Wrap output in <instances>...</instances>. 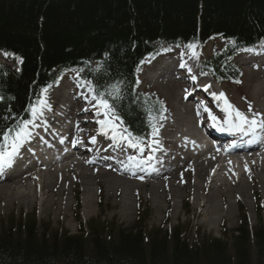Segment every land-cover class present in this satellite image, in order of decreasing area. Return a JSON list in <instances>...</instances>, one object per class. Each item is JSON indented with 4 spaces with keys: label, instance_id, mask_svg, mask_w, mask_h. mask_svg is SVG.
<instances>
[{
    "label": "trees",
    "instance_id": "obj_1",
    "mask_svg": "<svg viewBox=\"0 0 264 264\" xmlns=\"http://www.w3.org/2000/svg\"><path fill=\"white\" fill-rule=\"evenodd\" d=\"M212 36L229 40L205 61L218 80H238L226 58L264 40V0H0V49L21 59L17 72L0 66V130L28 120L30 105L55 76L74 68L106 97L134 137L148 138L161 100L135 91V71L153 42L187 47ZM0 131V142L3 140ZM144 213L129 227L79 222L74 234L46 230L36 217L0 225V264H264V226L239 224L215 237L180 226L148 228Z\"/></svg>",
    "mask_w": 264,
    "mask_h": 264
},
{
    "label": "rangeland",
    "instance_id": "obj_2",
    "mask_svg": "<svg viewBox=\"0 0 264 264\" xmlns=\"http://www.w3.org/2000/svg\"><path fill=\"white\" fill-rule=\"evenodd\" d=\"M219 45L220 43H218L217 46ZM200 52L202 54H206L208 52V48H203ZM255 76L258 75H249L244 72V75L239 83H223L222 86L224 87L225 92L230 94V97L232 96L233 100L239 105H243L244 102L249 103L250 101H254L255 98L259 101H264V95L259 93L256 97L254 96L253 99V95L251 94V84L264 82V80L255 78ZM152 83L155 86L151 85L150 89L139 87V90L153 94L154 96L160 98L166 105V113L163 115L161 125L158 127V130L160 131L165 128V125L163 124L165 117L167 116L169 120L172 121V126L177 125V118L180 114L179 112L174 111L172 106L177 109L184 108V106L180 103V97L176 93L173 97H170L173 91L170 92L169 95L167 92L164 94L155 82ZM245 96H249L250 98L245 100ZM98 108L104 118L102 108H100L99 105ZM159 138L161 137L159 136ZM80 165H83V167L79 166L78 169H76L77 167L68 169L70 170L67 172L69 173V177L66 180H63L61 176H58V179L53 186L52 193V197L56 198L54 199L55 203L48 205V211L47 209L42 208L41 205V200L45 196H41L40 201L35 199L30 203L13 200L9 204L5 205V203L3 204L4 201H1L3 205L0 207V225L6 224L11 218L27 220L28 218L35 216L40 226L49 231H66L70 234H74L78 230L79 222L85 223V229H87L88 222H94L98 226L102 225L106 232L108 227L113 229L115 225L120 227H129L131 224L137 222L138 215L140 213H144L146 217V222L144 224L148 228L169 229L178 225L189 231L188 235L190 238L196 236L198 230L215 237L223 236V233L231 231L239 224L243 215L247 216L249 225L256 226L261 223L264 226V203L262 201L258 181L255 178L256 172L258 171L255 165L252 169H249L250 173L246 172L245 175H240L239 179H241V182L244 184V187H241L243 193L245 192L244 196H237L236 198L232 196L231 199L228 198L232 205L231 213L227 212L221 220L216 218L210 224L204 220V217L198 214H193V212L189 210L185 211L182 208H177L174 213L172 206H170V204L168 205V203H174V201L179 203V198L172 195V192L177 190V188L175 186H170L168 175H162L157 179H152V181L148 180L149 182L146 184H140L138 194L130 195L131 209H127L125 212L126 214H123L121 211V197L124 190L128 187L119 186L115 190L112 187H108L107 181L105 180L106 177L101 176L103 174L110 175L113 177L115 183V180H117L113 176L116 175L113 173L115 171L106 170L108 172L102 174L99 173V171L105 170H101L98 167L89 168L91 166L88 167V165L83 163ZM52 168L53 167H51V169ZM212 170V167H210L208 169V174H210ZM78 172L82 173L79 175ZM90 173L93 174L90 179L92 183L87 184L85 174L88 175ZM231 175L233 176V173ZM191 177L192 174L189 175V178L187 177L185 181H183L182 186L179 188V193L182 197H184L186 207L190 206V196L184 189L182 190V188L186 187V184L192 179ZM24 178L25 177L16 178L13 182H18L21 179L24 181L26 179ZM27 180L28 181L25 183L29 185L33 182L34 178L32 177ZM237 181L238 178H235L229 187L236 188ZM82 182H84V184H82ZM153 184H155L156 187H159L157 195H160L163 200L160 211L158 210V205L153 202L154 198L152 193H155L152 188ZM86 196L92 198L88 208L84 206V200L87 198ZM59 197L60 200L65 201V199H67L70 205L64 206L63 203H61L60 210H57V198ZM168 198H170V200H168ZM222 203H225V201L216 199V204L221 205ZM165 207L166 210H163Z\"/></svg>",
    "mask_w": 264,
    "mask_h": 264
},
{
    "label": "bare ground",
    "instance_id": "obj_3",
    "mask_svg": "<svg viewBox=\"0 0 264 264\" xmlns=\"http://www.w3.org/2000/svg\"><path fill=\"white\" fill-rule=\"evenodd\" d=\"M262 47L260 44L255 46L254 51H252L250 54L244 53L243 55V61L242 64L248 65L250 68L255 69L258 66H261L264 64V56L257 58L255 61V56L260 55L258 50H260ZM196 50V48H194ZM203 55V54H202ZM185 58V57H184ZM184 58H181L177 63H180L182 60L184 61ZM162 60L171 65V59H165L162 58ZM189 65H194V59L189 58L188 59ZM154 70H152L151 73H149L151 70L148 71L149 79L155 78L159 75L161 72L162 75L159 78H162L166 75L167 72V65L163 64L158 67H152ZM202 73V69L200 67L195 68L193 71H187L186 75L190 77L191 79L199 78L197 77L198 74ZM73 84L75 86L81 87L78 83V81L74 80ZM82 85V84H81ZM85 86V87H83ZM68 85L60 86V88H55V86L50 90L52 92V100H54V106L58 101H68L69 95L67 92L69 91ZM82 87L85 89L88 87V83H84ZM221 89V88H220ZM222 90V89H221ZM251 90L253 99L254 96L256 97L257 94L264 95V84H259L258 87L254 84H251ZM50 91H45L44 96L45 98L50 93ZM187 92V87L184 91V93ZM169 95V93H167ZM82 94H78L75 96L74 102L81 99ZM175 94L172 93L170 97H173ZM88 97V95H87ZM91 100V99H90ZM92 101V100H91ZM92 104V103H91ZM253 106L248 107L249 110L254 109L255 112H259L261 114H264V102L261 105V101L254 99ZM184 108H176L172 106V109L174 111L179 112L180 115H178L177 122L178 124L175 126H172V121L169 120L168 116L165 117L164 125L165 128L163 132L160 134V137H162L161 140L156 139L152 144L153 146L159 145V142H170V144H173L174 147L177 148L176 152V166L178 169L175 170V168H167L162 173H153V174H142L139 169H132L127 166H117L116 173L117 177H115V183L112 176L103 174L105 172H99L102 173L105 176V180L107 181L108 187H112L115 190L119 186H127L123 192V195L121 197V211L123 214H126L127 209H131V198L130 195H137L138 194V188L140 184H145L147 180L152 181V179H157L158 177L162 175H168V178L170 180V186H175L177 190L171 191L172 195L174 197L179 198V203L174 201V203H168L170 206H172V209L174 210V213L176 212L177 208H182L185 211L189 210L193 212V214H198L204 217V220L208 222L209 224L214 221L216 218L221 220L227 212L231 213V201L228 200L232 198H236L237 196H244L243 190L241 187H244L243 182H241L240 175L232 176L231 172L232 170L236 169L234 166H242L243 163L249 162L250 167L247 169V173H250L249 169H252L255 165L256 169L258 170L256 172L255 178L258 181V186L261 191L262 195V201L264 203V159L260 158V148H256L252 151H232L226 153V155L222 156L219 151H215V147H212L211 145H204V143H199L197 146H199L201 151H198L196 153H193V155L185 160L182 161L178 155V150L182 147V139L186 136L188 139H192L193 134L191 132L192 129H197V121L196 118L201 115V111L197 110L195 107H188L187 104L183 103ZM94 108V106H92ZM69 110H72L69 108ZM97 110L93 111L95 113ZM193 113L194 116L191 118L187 116L186 118H183V113ZM83 112H77L74 117L79 116ZM251 115H254L253 113H250ZM183 121H191L189 130L187 128L183 127ZM89 122H81L80 125H86ZM85 127V126H84ZM95 127V125L93 126ZM73 128L69 127V133L71 134L73 132ZM189 131V133H187ZM177 133L180 134L177 138L178 143H173L172 136H175ZM184 135V136H183ZM196 139H194L195 141ZM118 142L117 144H119ZM158 147V146H157ZM167 149L165 151H159L158 155H166ZM86 152H80L78 150L71 151L68 155L62 157L58 162L49 163V161H45L43 163V168L40 172H38L33 178V182L31 184L25 183L27 178L23 181L21 179L18 182H13L14 179L19 178L21 176L16 175H10L8 177L0 178V207L5 203L9 204L13 200L23 201V203H30L33 202V200H41V196L44 197L41 200L42 208L49 210L48 205L54 204V199L52 197L53 193V186L55 182L58 179V176H61L63 180H66L69 177V168L77 167L79 168L80 165V159ZM15 157H18L16 155ZM90 163L96 167L97 165L104 166L103 161H98L95 158L91 159ZM65 161V164L62 162ZM86 161V160H85ZM11 164H15V162L12 160ZM87 164V162H86ZM54 166L52 169L50 167ZM83 167V166H82ZM212 167V171L210 174H208V169ZM83 172V171H82ZM82 172H78L80 175ZM177 172V173H175ZM110 174V173H109ZM192 174V179L186 184V187L182 188L184 189L187 194L190 196V206L186 207V204L184 202V197H182L179 193L180 187L182 186L183 181ZM242 176L245 175L243 172L241 174ZM86 183L91 184V178L93 176L92 173L85 174ZM235 178H238V181L236 182L237 187L236 188H230V184L232 183ZM84 184V182H82ZM153 190L155 193H152L153 195V202L158 205V210L160 211L162 206V198L160 195H157L159 192V187H156L155 184H153ZM23 189V190H20ZM224 189V190H223ZM62 191V190H61ZM60 191V192H61ZM87 198L84 200V206L88 208L90 206V203L92 201V198L89 196H86ZM89 198V199H88ZM57 210H60L61 203L63 205H70L69 201L67 199L60 200V197L57 198ZM216 199L224 200L225 203H222L221 205L216 204ZM170 200V198H168ZM1 201H4L3 204ZM165 202V201H164ZM166 210V207L165 209Z\"/></svg>",
    "mask_w": 264,
    "mask_h": 264
},
{
    "label": "snow or ice",
    "instance_id": "obj_4",
    "mask_svg": "<svg viewBox=\"0 0 264 264\" xmlns=\"http://www.w3.org/2000/svg\"><path fill=\"white\" fill-rule=\"evenodd\" d=\"M190 48H194L195 45H189ZM90 83V82H88ZM112 88V91L108 92H95V95L93 96V99L97 102V104L104 110L105 117H109V114L111 113L112 116L115 119H119L118 116L115 115V109L114 107L108 103V100L106 97H110L113 99L119 98V85H112L110 86ZM46 91V90H45ZM93 91H95L93 89ZM215 96V94H213ZM224 96L223 93L220 94V97H217V99L222 98ZM3 97L0 96V100H2ZM225 105H226V112H227V119L225 120L226 123L231 124V115L232 111H235V116L240 121L241 125L243 124H250L253 128L258 126V122L256 119H252L251 121H248L247 117H245L242 113H240L238 110H233L232 106L228 104L227 100L225 99ZM40 107H47V101L46 100H40L39 101ZM29 110L31 111V114L35 117L39 112L40 108H38L35 105H30ZM97 115H100V112H97ZM213 120H216V117H212ZM98 123L101 124L102 128L106 127L109 123L108 120H100ZM29 125L35 126L33 120H19L17 121V124L13 128H9L7 131H3V140L0 142V170H3L5 166L10 167L13 157L18 155L19 148L22 145V143L29 139L31 136V132L29 130ZM239 127V125H237ZM259 126L264 127V122H260ZM120 128V131L118 132L116 129ZM225 130V129H221ZM113 139H117L119 136L122 140H127L130 147L136 148L138 145L142 142V137H134L131 132H128L127 128L120 127L119 125L113 126ZM158 134V129L153 128V135ZM93 142L95 140L93 139ZM10 149V150H9ZM142 151V149H141Z\"/></svg>",
    "mask_w": 264,
    "mask_h": 264
}]
</instances>
